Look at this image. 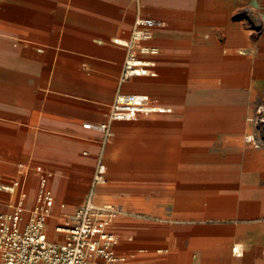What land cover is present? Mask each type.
<instances>
[{"label": "crops", "instance_id": "crops-1", "mask_svg": "<svg viewBox=\"0 0 264 264\" xmlns=\"http://www.w3.org/2000/svg\"><path fill=\"white\" fill-rule=\"evenodd\" d=\"M243 1L0 0V213L22 195L26 216L47 176L49 240L92 191L119 208L122 264H264V144L243 138L259 129L264 0H248L257 35L232 17ZM137 16L163 21L139 55L156 74L124 80ZM127 92L169 111L82 126Z\"/></svg>", "mask_w": 264, "mask_h": 264}, {"label": "built area", "instance_id": "built-area-1", "mask_svg": "<svg viewBox=\"0 0 264 264\" xmlns=\"http://www.w3.org/2000/svg\"><path fill=\"white\" fill-rule=\"evenodd\" d=\"M161 26V20L136 17L130 39L122 42L127 48L122 79L156 74L150 69V62L139 55L158 52L157 47L146 42L151 39L152 30ZM149 101V96L144 93H118L107 121L85 122L82 126L106 135L112 120L133 119L138 113L169 111ZM103 168L102 164L98 165L95 181L102 179ZM47 180V176L40 178L35 203L26 216L22 195L9 211L0 213V264H122L125 258L117 252L118 237L110 230L119 208L111 203H94L92 191L83 205L55 226V231L63 235L62 240L48 239L44 227L51 213L53 194ZM16 186L17 181L4 189L14 190ZM233 251L238 249L233 247Z\"/></svg>", "mask_w": 264, "mask_h": 264}, {"label": "rangeland", "instance_id": "rangeland-1", "mask_svg": "<svg viewBox=\"0 0 264 264\" xmlns=\"http://www.w3.org/2000/svg\"><path fill=\"white\" fill-rule=\"evenodd\" d=\"M257 16L262 17L261 9L260 8L256 9L254 2L245 0L243 1L241 11L232 17L234 19L243 20L244 24H246V28L252 29L251 32L257 35L260 32V28H258L259 26L257 22H255ZM258 99H259V103L256 108L258 112L256 116H253L252 114H250V116L254 117L250 120H252L255 123V125L258 126L259 128L257 131L258 133L256 136L257 138H255V136H253V134L251 133H246L243 136V138H245V140H248L251 143L256 142V144L261 145V144H264V91L259 92Z\"/></svg>", "mask_w": 264, "mask_h": 264}, {"label": "bare ground", "instance_id": "bare-ground-1", "mask_svg": "<svg viewBox=\"0 0 264 264\" xmlns=\"http://www.w3.org/2000/svg\"><path fill=\"white\" fill-rule=\"evenodd\" d=\"M255 32V31H254ZM245 37V36H244ZM211 47V46H210ZM206 49V48H205ZM206 52V51H205ZM207 53V52H206ZM208 54V53H207ZM217 58V57H216ZM219 60V59H218Z\"/></svg>", "mask_w": 264, "mask_h": 264}]
</instances>
